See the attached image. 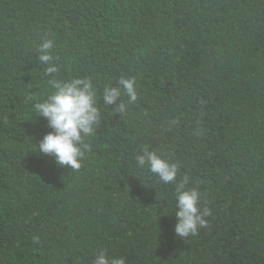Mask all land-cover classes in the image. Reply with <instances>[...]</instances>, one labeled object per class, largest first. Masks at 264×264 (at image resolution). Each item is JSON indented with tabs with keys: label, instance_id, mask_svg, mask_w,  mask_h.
Here are the masks:
<instances>
[{
	"label": "trees",
	"instance_id": "16d2710c",
	"mask_svg": "<svg viewBox=\"0 0 264 264\" xmlns=\"http://www.w3.org/2000/svg\"><path fill=\"white\" fill-rule=\"evenodd\" d=\"M54 40L58 73L38 61ZM88 78L100 123L81 168L38 151L50 80ZM135 78L138 99L103 103ZM178 165L165 184L135 157ZM207 226L174 232L175 188ZM34 238H38L35 240ZM264 264V0H0V264Z\"/></svg>",
	"mask_w": 264,
	"mask_h": 264
},
{
	"label": "clouds",
	"instance_id": "9594fccd",
	"mask_svg": "<svg viewBox=\"0 0 264 264\" xmlns=\"http://www.w3.org/2000/svg\"><path fill=\"white\" fill-rule=\"evenodd\" d=\"M54 40L42 38L36 48L38 61L48 65L45 75L58 73V67L53 62L52 49ZM54 91L43 102L34 105L35 112L47 120L52 131L43 136L38 145V151L55 158L60 167L79 170L85 153L90 145L85 137L93 134L95 126L100 123L101 113L96 106V91L88 78H74L69 81H49ZM121 90L128 97V103L133 104L138 99L135 78H121L117 87H105L103 103L116 104V112H124L127 105L119 102ZM137 166L147 168L165 184L174 183L178 175V165L158 155L144 146L136 157ZM188 177L176 184L174 232L178 237L195 236L199 228L207 226L205 217L211 215L208 209L199 207L200 193L197 188H187ZM38 242V238H34ZM93 264H125L123 258L109 259L104 250H100Z\"/></svg>",
	"mask_w": 264,
	"mask_h": 264
}]
</instances>
